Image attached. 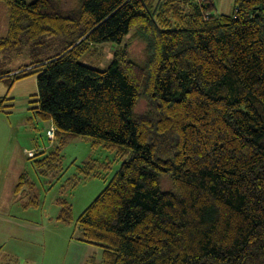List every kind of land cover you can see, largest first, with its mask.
I'll list each match as a JSON object with an SVG mask.
<instances>
[{"label":"trees","instance_id":"16d2710c","mask_svg":"<svg viewBox=\"0 0 264 264\" xmlns=\"http://www.w3.org/2000/svg\"><path fill=\"white\" fill-rule=\"evenodd\" d=\"M2 1L0 81L36 74L34 118L60 138L34 167L59 178L77 136L123 159L75 221L102 251L85 264H264V0L222 15L213 0ZM125 37L107 68L81 62L92 43ZM97 165L67 184L101 176Z\"/></svg>","mask_w":264,"mask_h":264},{"label":"rangeland","instance_id":"374dc122","mask_svg":"<svg viewBox=\"0 0 264 264\" xmlns=\"http://www.w3.org/2000/svg\"><path fill=\"white\" fill-rule=\"evenodd\" d=\"M70 3L74 4V0ZM6 30L7 5L0 0V36L5 35ZM126 42L127 37L121 43L113 40L92 43L80 60L105 69L114 52L124 47ZM21 62L23 58L16 61ZM37 94L36 74L20 78L12 87L0 81V96L11 98L5 103L7 107L0 110V161L4 163V169L9 170L0 179V264H79L83 253L97 255L100 248L79 242L82 232L76 228L75 221L104 189L123 159H116L115 153L102 145L94 147L90 137L77 136L67 139L62 145L59 178L54 174L42 175L27 152L51 149L60 143V138L57 137L50 145L47 128L53 123L34 118L31 108L35 103L31 101L37 98ZM90 160L100 166L96 173L101 176L84 178L80 175L76 184H67L78 174L77 166ZM22 173L28 175L32 186L25 183L19 192H15ZM165 180L163 188L167 187ZM3 193L9 195V198H3L6 200L4 205ZM35 194L38 202L26 206L25 202ZM60 197L73 207L74 221L71 223L57 218L61 211Z\"/></svg>","mask_w":264,"mask_h":264},{"label":"crops","instance_id":"0c3cea01","mask_svg":"<svg viewBox=\"0 0 264 264\" xmlns=\"http://www.w3.org/2000/svg\"><path fill=\"white\" fill-rule=\"evenodd\" d=\"M214 1V5L215 8L213 10L214 14L217 15H222V14H231L234 11V6H235V0H213ZM4 163L2 161H0V179L3 175H5L4 173H6V175L9 173V170H5L4 169ZM4 192V190H3ZM4 196L2 197V205H4L6 203V200H4L3 198L7 199L9 198V195L6 193H3ZM79 240V239H78ZM81 240H79L80 242ZM82 242V241H81ZM85 243V242H83ZM87 245H89L88 243H86ZM88 248V247H87ZM101 249L99 250V252L97 253V257H101ZM90 255H88L87 253H83V256L81 258V262H79V264H85L87 259L89 258Z\"/></svg>","mask_w":264,"mask_h":264},{"label":"built area","instance_id":"2783aa9c","mask_svg":"<svg viewBox=\"0 0 264 264\" xmlns=\"http://www.w3.org/2000/svg\"><path fill=\"white\" fill-rule=\"evenodd\" d=\"M47 136L49 137L50 139V145H52L55 141H56V128L54 126V124L50 125L48 128H47ZM36 150H29L27 152L28 156L31 157V156H34L36 153H35Z\"/></svg>","mask_w":264,"mask_h":264}]
</instances>
